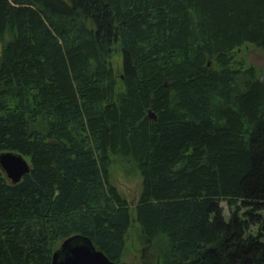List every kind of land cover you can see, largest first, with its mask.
I'll use <instances>...</instances> for the list:
<instances>
[{
    "label": "trees",
    "instance_id": "1",
    "mask_svg": "<svg viewBox=\"0 0 264 264\" xmlns=\"http://www.w3.org/2000/svg\"><path fill=\"white\" fill-rule=\"evenodd\" d=\"M246 46L264 53V0H0V152L31 164L0 171V264H51L73 235L121 262L134 226L139 264H264ZM119 158L134 203L110 183Z\"/></svg>",
    "mask_w": 264,
    "mask_h": 264
},
{
    "label": "water",
    "instance_id": "2",
    "mask_svg": "<svg viewBox=\"0 0 264 264\" xmlns=\"http://www.w3.org/2000/svg\"><path fill=\"white\" fill-rule=\"evenodd\" d=\"M150 118H155L151 110ZM31 170L30 162L20 153L13 151L0 152V171L10 184L19 183L23 176ZM51 264H127L114 262L100 250L91 240L81 235L70 236L59 243L53 251Z\"/></svg>",
    "mask_w": 264,
    "mask_h": 264
},
{
    "label": "rangeland",
    "instance_id": "3",
    "mask_svg": "<svg viewBox=\"0 0 264 264\" xmlns=\"http://www.w3.org/2000/svg\"><path fill=\"white\" fill-rule=\"evenodd\" d=\"M242 49L243 50L240 51V54L246 58L248 64L264 69V53L261 50L248 46ZM113 65L115 71L119 72L121 63L118 58L113 59ZM110 183L115 186L118 193L129 203H134L137 200L141 188V179L136 170H134V166L130 165L126 160L122 158L114 160V163L110 168ZM221 206L224 209L225 218H228L230 211L226 201H222ZM260 214L264 219V210L261 211ZM139 240L140 237L138 231L134 226L126 238V247L124 255L120 259L121 262L127 264H139L141 249Z\"/></svg>",
    "mask_w": 264,
    "mask_h": 264
}]
</instances>
